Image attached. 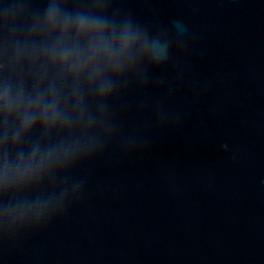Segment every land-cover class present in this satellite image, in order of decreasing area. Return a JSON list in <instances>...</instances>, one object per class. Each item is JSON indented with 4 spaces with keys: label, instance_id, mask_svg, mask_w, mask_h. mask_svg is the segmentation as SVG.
<instances>
[{
    "label": "water",
    "instance_id": "obj_1",
    "mask_svg": "<svg viewBox=\"0 0 264 264\" xmlns=\"http://www.w3.org/2000/svg\"><path fill=\"white\" fill-rule=\"evenodd\" d=\"M52 2L0 0V80L32 90ZM56 2L166 54L108 94L82 83L67 123L9 148L55 150L38 172L5 181L0 150V264H264V0Z\"/></svg>",
    "mask_w": 264,
    "mask_h": 264
},
{
    "label": "clouds",
    "instance_id": "obj_2",
    "mask_svg": "<svg viewBox=\"0 0 264 264\" xmlns=\"http://www.w3.org/2000/svg\"><path fill=\"white\" fill-rule=\"evenodd\" d=\"M34 30L43 33L47 42L38 49H25L41 63V71L34 73L32 90H26L22 82L0 80V150L4 153L5 181L10 175L29 176L57 158L55 150L42 151L39 145L27 156L21 152L15 162L9 160L8 152L38 127L47 132L67 123L66 111L79 105L82 83L95 87L101 95L108 94L113 77L133 71L141 60L158 61L166 54L159 40L149 39L130 20L119 22L104 15L67 12L56 0ZM69 82L72 87L65 90ZM47 210L46 206L37 208V222Z\"/></svg>",
    "mask_w": 264,
    "mask_h": 264
}]
</instances>
